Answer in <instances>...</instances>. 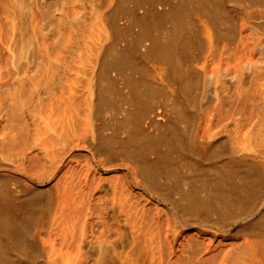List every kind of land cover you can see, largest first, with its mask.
Wrapping results in <instances>:
<instances>
[{"label": "bare ground", "instance_id": "6f19581e", "mask_svg": "<svg viewBox=\"0 0 264 264\" xmlns=\"http://www.w3.org/2000/svg\"><path fill=\"white\" fill-rule=\"evenodd\" d=\"M0 264H264V0H0Z\"/></svg>", "mask_w": 264, "mask_h": 264}]
</instances>
